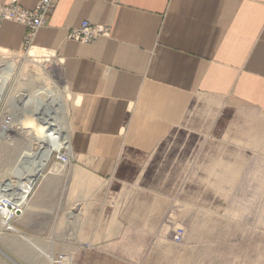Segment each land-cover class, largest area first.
<instances>
[{
  "label": "crops",
  "instance_id": "1",
  "mask_svg": "<svg viewBox=\"0 0 264 264\" xmlns=\"http://www.w3.org/2000/svg\"><path fill=\"white\" fill-rule=\"evenodd\" d=\"M84 21L108 35L72 40ZM25 34L3 22L0 49L22 52ZM29 49L48 53L74 100L69 162L46 159L14 222L42 253L61 247L73 264L163 245L187 183L209 180L206 171L216 180L227 165L236 179L237 157L226 161L222 149H236L242 133L258 139L246 150L264 149V0H54Z\"/></svg>",
  "mask_w": 264,
  "mask_h": 264
},
{
  "label": "rangeland",
  "instance_id": "2",
  "mask_svg": "<svg viewBox=\"0 0 264 264\" xmlns=\"http://www.w3.org/2000/svg\"><path fill=\"white\" fill-rule=\"evenodd\" d=\"M29 50L9 52L0 49L4 57L0 59V68L6 63L14 65L0 101V122L5 115L11 117L6 128L10 130L6 133L8 136L0 127L1 184L12 182L25 186L41 153L39 148L33 150L34 144L42 146L33 138L44 131L49 135L59 126L69 127L71 118L74 100L72 95L64 92L57 66L52 61L29 56L32 51H37ZM37 63L45 64L38 67ZM41 71L50 75L44 83ZM41 88H47L49 95H45V91L43 97L40 96ZM252 137L253 142L258 140L253 135L239 134L236 149L221 151V157L226 161L229 153L233 155L231 158L237 157L236 179L229 175L228 165L221 167L216 180H212L211 171H206L204 176L209 180L187 183L188 196L173 199L175 203L170 206L166 223L173 221L174 228L165 231V244L142 246L139 251L131 247L130 254L114 257L100 255L111 259L106 261H98V256L94 255L90 262L73 264H264V174L262 178L260 176L264 173V149L246 150L244 147L246 143H252ZM253 158L262 161V166L252 165ZM171 184L180 193V183ZM0 195L6 194L0 192ZM12 226L15 231L9 232L0 224V264H69L68 255L61 247L48 246L45 247L47 253H42L40 246L29 245L16 236L15 224ZM180 231L183 232L182 239L175 241L174 236ZM159 233L157 231V236ZM126 257L134 259H121Z\"/></svg>",
  "mask_w": 264,
  "mask_h": 264
},
{
  "label": "built area",
  "instance_id": "3",
  "mask_svg": "<svg viewBox=\"0 0 264 264\" xmlns=\"http://www.w3.org/2000/svg\"><path fill=\"white\" fill-rule=\"evenodd\" d=\"M54 0H38L37 5L33 9H25L19 5L17 0L8 4L0 5V25L3 22H12L23 25L26 28V34L22 46V51L30 48L35 33L46 24L47 16L53 8ZM70 38L80 43L90 44L99 37L108 35V29L105 27L92 26L87 21L81 23L79 28L71 29ZM11 117L5 115L2 117L0 127L6 129L9 127ZM61 166H66L69 162L68 148L53 151L51 158ZM20 212L14 204L13 200L7 196L0 197V223L6 231H15L12 224L18 219ZM183 232L175 234L174 240L180 241Z\"/></svg>",
  "mask_w": 264,
  "mask_h": 264
},
{
  "label": "bare ground",
  "instance_id": "4",
  "mask_svg": "<svg viewBox=\"0 0 264 264\" xmlns=\"http://www.w3.org/2000/svg\"><path fill=\"white\" fill-rule=\"evenodd\" d=\"M29 56L36 58L38 60H45L46 62H50V56L48 55V53L42 52V51H32L31 53H29ZM52 60V59H51ZM5 65V64H4ZM14 70V65L12 63H6V65L2 68H0V101L2 99V96L4 95L6 88L8 87V82L9 80L7 78L10 77V74L13 72ZM44 91V90H42ZM43 94L41 93L40 96H42ZM43 97V96H42ZM56 98V97H55ZM43 99V98H42ZM57 99V98H56ZM53 100V99H52ZM54 101V100H53ZM59 101H61L59 99ZM58 101V103H59ZM43 102V101H42ZM55 102V101H54ZM53 102V103H54ZM51 103V102H50ZM55 104V103H54ZM60 104V103H59ZM52 105V104H51ZM44 106V105H43ZM47 106V105H46ZM49 106V105H48ZM60 106V105H59ZM45 107V106H44ZM53 107V106H52ZM50 107V108H52ZM62 107V105H61ZM59 108V107H58ZM45 110V109H44ZM48 111V110H47ZM45 112V111H44ZM54 111L52 110V113ZM59 112V111H58ZM48 113V112H47ZM50 113V112H49ZM57 114V112H55ZM63 113V112H62ZM54 116V114H52ZM60 115V114H59ZM56 116V115H55ZM58 116V115H57ZM56 116V118H57ZM62 116V115H61ZM46 117V116H45ZM55 118V117H54ZM60 118V117H58ZM46 118H44L45 120ZM54 120V119H51ZM43 121V120H42ZM47 121V119H46ZM45 122V121H44ZM51 122V121H50ZM57 122V121H56ZM59 122V121H58ZM57 122V123H58ZM65 122V121H64ZM52 124V123H50ZM49 124V126H50ZM61 124V123H60ZM56 125V124H55ZM62 125V124H61ZM65 126V125H64ZM64 126H59L55 129L54 132H50L49 135L46 134V132H42V134L40 133V135H36L33 138L34 142H39L42 146H40L39 144H34L33 150L36 151L38 148L41 150L39 152L40 153V162L34 172V174L32 175V177L29 179V181L27 182V184L25 186L23 185H13V186H8L7 184V188L9 192L13 193V194H6L7 196H9L14 204L16 205V207L18 208V212H20V202L23 200V198L29 193V189L31 188L34 178L35 176L38 174L40 168L42 167V165L44 166L46 163V159L49 158L50 154L55 151V150H60V149H64V147L66 148L67 146V142H68V133L67 130L65 129ZM37 127V126H36ZM42 128V127H41ZM40 130V129H39ZM4 134L9 133L10 130H6L3 131ZM38 133V132H37ZM5 136H8L7 134ZM38 152V151H37ZM40 174V173H39ZM39 176V175H38ZM37 176V177H38ZM36 180V179H35ZM35 182V181H34ZM23 186V187H22ZM16 192H18V194H16ZM28 192V193H27ZM27 194V195H26ZM2 195H0L1 197ZM22 199V200H21ZM1 224V223H0Z\"/></svg>",
  "mask_w": 264,
  "mask_h": 264
}]
</instances>
